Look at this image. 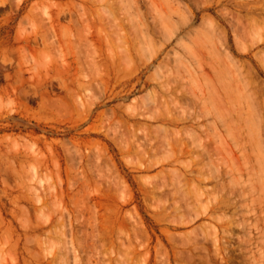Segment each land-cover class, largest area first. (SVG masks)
<instances>
[{"label":"rangeland","instance_id":"obj_1","mask_svg":"<svg viewBox=\"0 0 264 264\" xmlns=\"http://www.w3.org/2000/svg\"><path fill=\"white\" fill-rule=\"evenodd\" d=\"M262 87L264 0H0V264H264Z\"/></svg>","mask_w":264,"mask_h":264},{"label":"bare ground","instance_id":"obj_2","mask_svg":"<svg viewBox=\"0 0 264 264\" xmlns=\"http://www.w3.org/2000/svg\"><path fill=\"white\" fill-rule=\"evenodd\" d=\"M90 2H91V1H90ZM85 3H86V2H85ZM92 3H93V2H92ZM78 5H79V4H78ZM74 7H75V6H74ZM78 7H79V6H78ZM85 8H86V7H85ZM75 9H76V8H75ZM82 9H83V8H82ZM255 17H256V16H255ZM257 18H259V17H257ZM237 19H238V17H237ZM239 19H240V18H239ZM253 19H254V17H253ZM245 20H246V19H245ZM239 21H240V20H239ZM257 21H258V19H257ZM250 22H251V21H250ZM211 23H212V22H211ZM207 24H209V23H207ZM246 24H247V22H246ZM253 24H256V23L253 22ZM248 25H249V24H248ZM70 26H71V25H70ZM204 26H205V25H204ZM246 26H247V25H246ZM257 26H258V25H257ZM254 27L257 28L256 25H254ZM254 27H252V29H254ZM259 27H260V25H259ZM207 28H208V27H207ZM210 28H211V30H210L211 32L215 29L214 25H213V29H212V27H210ZM208 29H209V28H208ZM216 29H217V28H216ZM242 29L244 30V28H242ZM206 31H207V29H206ZM208 31H209V30H208ZM219 31H220V29H219ZM211 32H209V33L205 32V33L210 34ZM213 32H214V31H213ZM220 32H221V31H220ZM215 33H216V32H215ZM218 33H219V32H218ZM211 34H212V33H211ZM206 36H207V35H206ZM212 36H213V35H212ZM214 36H215V35H214ZM217 36H218V35H217ZM207 38H210V36L207 37ZM221 38H222V37L217 38V39L220 40ZM237 38H238V36H237ZM210 39H211V38H210ZM213 39H214V38H213ZM207 40H208V39H207ZM214 40H215V39H214ZM236 40H237V39H236ZM211 41H212V39H211ZM208 42L210 43V40H208ZM216 42H217V41H216ZM219 43H220V42H219ZM211 44L214 45L215 42L213 41V42H211ZM211 44H210V46L212 47ZM216 49H217V46L215 47V50H216ZM215 50H214V51H215ZM217 50H218V49H217ZM215 52H216V51H215ZM215 52H214V53H215ZM216 53H217V52H216ZM220 53H221V52H220ZM220 53H217V56H218V54H220ZM226 54H227V53H225V55H226ZM227 56H228V54H227ZM227 56H226V57H227ZM229 57H230V56H229ZM219 58H220V57H219ZM226 59H227V58H226ZM217 61H218V60H217ZM220 61H221V60H220ZM223 61H225V59H223ZM226 61H228V60H226ZM221 62H222V61H221ZM221 62H220V63H221ZM229 62H230V61H229ZM225 63H226V62H224V64H223V63H222V64L226 67L227 64L225 65ZM230 63H231V62H230ZM228 66H231V65H228ZM235 67H236V66H235ZM235 67H234V70H235ZM223 69H224V68H223ZM226 69H227V68H226ZM232 69H233V67H232ZM232 69H231V70H232ZM227 70H230V69H227ZM227 70H226V71H227ZM232 71H233V70H232ZM232 71H231V72H232ZM234 72H235V71H234ZM236 72H237V71H236ZM220 73H222V72H220ZM226 73H227L228 76H230V75L228 74V72H226ZM237 73H238V72H237ZM223 74H225V70L223 71ZM247 74H248V75H251V74H249V73H247ZM233 75H234V74H233ZM223 76H224V75H223ZM237 76H238V75H237ZM233 77L236 78V76H233ZM223 78H224V77H223ZM230 78H231V76H230ZM238 78H239V77H238ZM238 78H237V79H238ZM251 78H252V77H251ZM226 80H227V79H226ZM226 80H225V81H226ZM231 80H232V78H231ZM223 81H224V80H223ZM223 81H222V82H223ZM234 81H235V79H234ZM251 81H253V80H251ZM231 82H232V81H231ZM231 82L229 83L228 80L226 81V83H229L230 85H232ZM232 83H233V82H232ZM219 84H220V83H219ZM255 84H257V82H255ZM248 86H249V85H248ZM262 86H263V85H262ZM223 87H225V86H224V82H223ZM232 87H233V86H232ZM255 87H256V86H255ZM262 88H264V87H262ZM247 89H248V88H247ZM260 90H261V89H260ZM260 90H259V91H260ZM241 91H245V90L242 88ZM241 91H240V93H245V92H241ZM247 91H248V90H247ZM252 91H253V90H252ZM252 91H251V92H252ZM261 91H262V90H261ZM237 93H239V92H237ZM238 95H240V94H238ZM244 95H245V94H244ZM254 95H255V94H254ZM261 95H262V94H261ZM247 96H248V99H249L250 95L248 94ZM247 96H246V97H247ZM259 96H260V95H259ZM239 99H240V98H239ZM248 99L246 98V101H248ZM255 99H256V98H255ZM243 100H244V99L241 98L240 102L243 101ZM252 100H253V99H252ZM244 101H245V100H244ZM249 101H250V100H249ZM249 101H248V103L246 102L245 104L248 105V104H249ZM262 101H263V100H262ZM240 102H239V103H240ZM263 102H264V101H263ZM263 102H262V103H263ZM241 104H243V105H242V108L247 107V105L244 106V102H243V103L241 102ZM261 106H262V105H261ZM261 106H260V107H261ZM239 107H240V106H239ZM248 107H250V105H249ZM262 107H263V106H262ZM240 109H241V107H240ZM240 109H239V110H240ZM250 109H251V107H250ZM253 109H254V108H253ZM253 109H251V110H253ZM241 111H242V110H241ZM263 111H264V110H263ZM229 112H230V111H229ZM238 112H239V111H238ZM243 112H244V111H243ZM245 112H247L246 109H245ZM245 112H244V113H245ZM249 112H250V114L252 115V113H251L252 111L248 110V113H249ZM253 112H254V110H253ZM239 114H240V113H239ZM240 115H241V114H240ZM243 115H244V114H243ZM247 115H248V114H247ZM251 115H250V117H251ZM248 116H249V115H248ZM255 116H256V115H255ZM245 118H246V117H245ZM248 118H249V117H248ZM251 118H252V117H251ZM253 118H255V117L253 116ZM252 120H253V119H252ZM249 121H251V119H249ZM256 122H258V121H256ZM256 124H257V123H256ZM245 125H246V124H245ZM250 125H251V124H250ZM257 125H258V124H257ZM251 126H252V125H251ZM249 128H250V127H249ZM253 130H254V129H253ZM256 131H257V130H255V132H256ZM247 133H248V131H247ZM256 133H257V132H256ZM253 134H255V133H253ZM249 135H250V134H249ZM253 136H254V135H253ZM250 137H251V136H250ZM258 144H259V143H258ZM258 144H257V145H258ZM255 146H256V145H255ZM259 146H260V145H258V147H259ZM256 148H257V147H256ZM260 148H261V147H260ZM260 148H258V149H260ZM260 151L262 152V148H261V150H259V152H260ZM261 155H262V154H261ZM259 157H262V156H259ZM261 160H262V158H261ZM261 164H262V163H261ZM261 164H260V165H261ZM255 177H257V176H255ZM255 177H254V178H255ZM256 180H257V179H256ZM253 181H254V180H253ZM258 182H259V181H258ZM3 203H4V202H3ZM0 207H1V206H0ZM5 208H6V207H5ZM4 210H5V209H4ZM11 210H12V209H11ZM6 211H7V210H6ZM10 213H11V212H9V214H10ZM12 213H13V212H12ZM12 215H13V214H12ZM15 215H16V214H15ZM2 218H3V217H2ZM14 218H16V217H14ZM2 221H3V220H2ZM0 222H1V220H0ZM13 224H14V223H13ZM11 225H12V224H11ZM20 226H22V225H20ZM1 228H2V227H1ZM40 228H41V226H40ZM11 229H12V228H11ZM29 229H30V228H29ZM42 229H43V228H42ZM65 229H66V228H65ZM65 229H64V230H65ZM64 230H63V231H64ZM15 231H16V230H15ZM34 231H35V230H34ZM38 231H39V230H38ZM40 231H41V230H40ZM17 232H18V231H17ZM26 232H27V231H26ZM29 232H30V231H29ZM49 232H50V231H49ZM61 232H62V230H61ZM64 232H65V231H64ZM5 233H6V232H5ZM11 234H12V233H11ZM25 234H26V233H25ZM44 234H45V233H44ZM23 235H24V233H23ZM2 236H3V235H2ZM60 236H61V238H62V235H60ZM8 237H9V236H8ZM5 238H6V237H5ZM16 239H17V238H16ZM19 239H20V238H19ZM29 239H30V238H29ZM4 240H5V239H4ZM21 240H22V239H21ZM2 241H3V240H2ZM44 241H45V239H44ZM62 241H63V239H62ZM65 241H66V240H65V238H64V242H65ZM40 242H41V241H40ZM3 243H4V242H3ZM30 243H32V242H30ZM37 243H38V242H37ZM13 244H14V243H13ZM68 244H69V243H68ZM71 244L73 245V243H71ZM0 245H1V244H0ZM62 245H63V244H62ZM65 245H67V243H66ZM67 246H68V245H67ZM8 247H9V246H8ZM61 247H62V246H61ZM61 247H60V248H61ZM63 247H64V246H63ZM63 247H62V248H63ZM64 248H65V247H64ZM72 248H73V247H72ZM24 249H25V248H24ZM66 249H67V248H66ZM69 249H70V248H69ZM69 249H68V250H69ZM73 249H74V248H73ZM25 250H26V249H25ZM68 250H67V251H68ZM29 251H30V250H29ZM60 251H61V250H60ZM60 251H58V252L60 253ZM71 251H72V250H71ZM71 251H70V252H71ZM0 252H1V250H0ZM17 253H18V252H17ZM20 253H21V252H20ZM61 253L63 254V252H61ZM49 254H50V253H49ZM65 254H66V253H65ZM26 255H27V254H26ZM40 255H41V254H40ZM46 255H47V254H46ZM31 256H32V255H31ZM38 256H39V255H38ZM44 256H45V255H44ZM64 256H65V255H64ZM59 257H62V256L60 255ZM63 258H64V257H63ZM68 258H69V257H68ZM25 259H26V258H25ZM47 259H48V258H47ZM59 259H60V258H59ZM6 260H7V258H6ZM44 260H45V259H44ZM61 260H62V258H61ZM68 260H69V259H68ZM65 261H66V260H65ZM74 261L76 262V260H74ZM5 262H6V261H5ZM12 262H13V261H12ZM23 262H24V261H23ZM26 262H27V261H26ZM36 262H38V261H35V263H36ZM51 262H52V261H51ZM53 262H54V261H53ZM60 262L62 263V261H60ZM60 262H59V263H60ZM79 262H81V261H79ZM48 263H49V262H48ZM64 263H66V262H64ZM64 263H63V264H64ZM77 263H78V260H77L76 264H77ZM27 264H28V263H27ZM32 264H33V262H32Z\"/></svg>","mask_w":264,"mask_h":264}]
</instances>
